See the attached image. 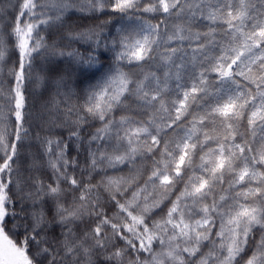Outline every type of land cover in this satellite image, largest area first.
<instances>
[{"label":"snow or ice","instance_id":"obj_1","mask_svg":"<svg viewBox=\"0 0 264 264\" xmlns=\"http://www.w3.org/2000/svg\"><path fill=\"white\" fill-rule=\"evenodd\" d=\"M0 264H264V0H0Z\"/></svg>","mask_w":264,"mask_h":264},{"label":"trees","instance_id":"obj_2","mask_svg":"<svg viewBox=\"0 0 264 264\" xmlns=\"http://www.w3.org/2000/svg\"><path fill=\"white\" fill-rule=\"evenodd\" d=\"M102 19H107V17H103ZM99 21H95V23H98ZM153 23H156L157 20H153ZM83 23L85 24H91L94 23V21L86 20ZM111 27V26H109ZM113 35L115 34V29H112ZM37 66L41 64V60L38 58L37 59ZM29 91L31 92V95L29 96V100L31 103H36L37 106H39L41 103H43L44 100L48 98L49 93L45 92L44 96L41 97L40 93L43 91L41 88H37L35 85H29ZM122 175H127L128 174V168H124L123 172L120 173Z\"/></svg>","mask_w":264,"mask_h":264}]
</instances>
